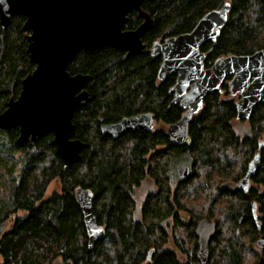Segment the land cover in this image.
<instances>
[{
    "label": "trees",
    "instance_id": "16d2710c",
    "mask_svg": "<svg viewBox=\"0 0 264 264\" xmlns=\"http://www.w3.org/2000/svg\"><path fill=\"white\" fill-rule=\"evenodd\" d=\"M226 2L231 3L226 24L216 40L201 47L205 66L222 56L264 49V0H145L142 7L154 18L143 37L147 49L128 57L109 46L76 53L68 70L91 79L89 100L73 117V138L85 146L71 167L64 166L52 133L21 144L19 128L0 129V155L18 154L23 163L0 203V264H200L195 226L204 218L217 224L209 264H259L264 257V247L257 245L264 232V148L247 190L240 181L264 139V103L250 114L251 133H237L232 120L239 96L231 94L227 77L222 91L208 94L192 116L189 143L174 144L168 128H156L159 122H178L186 109L170 92L177 73L160 79L162 56L149 49L155 41L192 31L206 13ZM143 20L132 11L125 28L135 29ZM25 21L24 15L13 16L4 28L0 20V113L19 96L23 79L35 68L22 29ZM148 112L154 117L151 130L127 131L117 138L102 133L105 123ZM180 163L190 166L186 178L177 172ZM146 177L157 188L137 213L134 187ZM56 179L61 190L47 195ZM79 186L93 191V212L105 227L92 249L73 194ZM10 217L14 221L5 230Z\"/></svg>",
    "mask_w": 264,
    "mask_h": 264
},
{
    "label": "water",
    "instance_id": "95a60500",
    "mask_svg": "<svg viewBox=\"0 0 264 264\" xmlns=\"http://www.w3.org/2000/svg\"><path fill=\"white\" fill-rule=\"evenodd\" d=\"M145 0H0V20L5 28L13 16L24 15L23 31L27 32L30 61L34 70L22 81V90L17 98H11L6 109L0 113V129L19 128L18 142L27 144L54 136L57 153L65 167H71L81 158L85 142L73 138L75 112L89 100L87 84L89 74H72L69 63L76 53L84 49L93 51L109 46L125 52L126 57L147 49L143 37L152 27L154 18L145 11ZM231 3L206 13L190 32L172 36L164 41H155L149 49L162 56L159 78L177 73L176 83L170 92L175 102L186 109L181 119L168 126L170 140L174 144L191 141L189 123L198 113L205 97L220 93L222 84L229 81L230 91L237 100V117L249 119L253 108L264 103V49L250 55L222 56L206 67V54L201 47L214 41L228 20ZM137 11L144 19L135 29H126L129 14ZM154 127L152 113L126 116L115 123L101 126L102 133L113 138L127 131L151 130ZM264 139L259 142V151L250 161L240 186L247 190L252 175L260 165V151ZM178 174L186 178L190 166L180 163ZM74 197L83 212L89 248L105 234V227L98 223L93 212L94 193L90 188L79 186ZM255 207V206H254ZM217 224L206 218L195 226L197 237L196 257L200 264H209L210 243L216 234ZM264 247V232L257 241ZM57 264H75L60 260ZM77 264H87L80 261ZM259 264H264V257Z\"/></svg>",
    "mask_w": 264,
    "mask_h": 264
},
{
    "label": "rangeland",
    "instance_id": "374dc122",
    "mask_svg": "<svg viewBox=\"0 0 264 264\" xmlns=\"http://www.w3.org/2000/svg\"><path fill=\"white\" fill-rule=\"evenodd\" d=\"M232 124L236 132L241 135L251 133V126H250L249 119H244V118L240 119L238 117H235L232 120ZM159 127H163L166 129L168 128V125H165L159 122L156 124V128H159ZM22 165L23 163L19 159L18 154L14 155L13 158L6 156L5 153H2L0 155V203L6 200V194H7L9 183L13 176L18 177V174L22 168ZM237 185H238L237 183L232 184V186H237ZM156 188H157L156 184L151 177H146L138 186L134 187V196H135L136 204H137V209H136L137 213L140 212L147 194L150 192H154ZM53 190H61V184L58 179L53 180L51 182V184L49 185L47 189V195L52 193ZM13 221H14L13 217H10L6 221L5 230H7L10 227ZM168 247L177 251L180 257L186 260V255L184 256L181 253L180 248L177 245H174L172 242H169ZM2 261H3V256L0 254V262Z\"/></svg>",
    "mask_w": 264,
    "mask_h": 264
}]
</instances>
